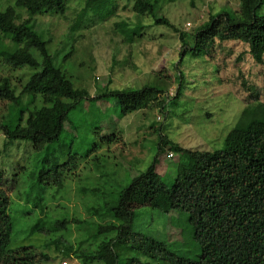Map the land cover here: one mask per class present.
Wrapping results in <instances>:
<instances>
[{
  "label": "rangeland",
  "instance_id": "rangeland-1",
  "mask_svg": "<svg viewBox=\"0 0 264 264\" xmlns=\"http://www.w3.org/2000/svg\"><path fill=\"white\" fill-rule=\"evenodd\" d=\"M7 1L14 6V0ZM85 4V0L71 1L65 16L32 20L45 40H50L49 50L57 66L91 99L70 113L71 123L59 143L44 152H36L31 141H12L0 135V172L11 188L10 249L18 253L4 257L0 264H16L14 257L17 264L23 263L20 252L26 248L46 255L34 264H83L74 255L64 257L54 243L63 238L73 247L96 250L107 238L97 236V230L113 221L110 209L129 187L127 205L135 211L132 230L164 242L179 256L196 260L201 249L193 238L188 213L170 212L168 201L159 198L155 187L174 182L182 157L176 154L168 159V146L158 158L155 173L132 184L152 166L162 140L198 151L223 148L242 112L257 102L264 103V69L242 43L223 44L214 57L210 51L188 54L179 69V34L156 26L149 15L136 13L135 0H108L82 17ZM238 5L239 0H160L157 17L168 19L185 33L191 46H202L207 35L198 34L197 29L211 15L223 9L238 10ZM16 14L20 15L18 22L29 18L25 10ZM133 30L138 33L129 39L127 34ZM10 40L0 41V77L9 78L18 94L24 86L46 83L49 75L45 72L6 64ZM179 71L184 76L181 96L165 104L164 110L153 107L122 118L115 99H94L113 90L157 86L165 91L161 100L166 102L179 88ZM42 106L40 96L34 100L26 95L19 105L0 101V119L11 128L25 125L29 112ZM67 152L76 156V169L66 176L62 187L44 188L38 182L40 171L65 162ZM152 185L148 197L141 194ZM159 202L162 207L158 209L154 205ZM63 220L74 222L67 230H54ZM131 258L151 262L136 252H126L124 259Z\"/></svg>",
  "mask_w": 264,
  "mask_h": 264
},
{
  "label": "trees",
  "instance_id": "trees-1",
  "mask_svg": "<svg viewBox=\"0 0 264 264\" xmlns=\"http://www.w3.org/2000/svg\"><path fill=\"white\" fill-rule=\"evenodd\" d=\"M71 1L75 0H14L12 6L7 0H0V41L11 39L12 44L9 55L4 59L6 64L49 75L46 83L36 84L34 88L24 86L20 94L9 78L0 77V101L19 105L22 97L27 95L34 100L40 96L43 103L41 108L29 112L25 125L11 128L0 119V135L12 141H31L34 150L40 153L59 143L67 123H71L70 113L79 103L91 99L86 90L75 88L65 71L57 66L49 50L50 40H45L43 32H39L32 23L39 16H65ZM107 1L85 0L81 16H87L90 9ZM159 5L160 0H135L134 9L139 15H149L156 26H165L179 34L182 42L179 69L188 54L198 56L199 52L210 51L208 53L214 57L215 50L226 43L245 45V52L264 69V0H239L238 10L223 9L211 15L197 29L198 34L207 35L206 45L202 46L197 43L191 46L185 33L168 19L157 17ZM17 10H25L29 18L18 22L20 15L16 14ZM130 33L127 35L132 39L138 32L133 30ZM178 79L180 85L176 95L166 102L161 100L165 91L157 86L113 90L94 99H115L120 105L122 118L153 107L164 110L165 104L181 96L184 76L180 71ZM158 146V157L147 172L133 182L132 187L155 173L158 158L168 146L167 158L169 153L182 157L172 184L152 185L141 194L148 197V191L155 186L159 198L168 201L170 212L188 213L193 238L201 249L199 258L192 260L179 256L164 242L132 230L135 211L127 205L131 196L130 187L110 209L113 221L97 230V236L107 238L96 250H86L82 245L73 247L63 238L54 243L56 249L66 258L76 256L83 264H264V103L257 102V106L242 112L219 150H191L165 140L160 141ZM67 156L62 164L40 171L38 182L44 188L62 187L66 176L76 169L74 153L67 152L64 158ZM10 190L9 180L1 171L0 261L8 255L18 254H13L10 249L13 232ZM163 204L167 208L166 203ZM154 206L158 209L162 207L160 202ZM72 222H57L53 229L67 230ZM42 232L51 233L49 230ZM126 252H136L151 262L124 259ZM20 253H23L19 259L23 262L21 264H34L35 260L47 258L45 254L27 248ZM13 259L18 263L16 257Z\"/></svg>",
  "mask_w": 264,
  "mask_h": 264
},
{
  "label": "built area",
  "instance_id": "built-area-1",
  "mask_svg": "<svg viewBox=\"0 0 264 264\" xmlns=\"http://www.w3.org/2000/svg\"><path fill=\"white\" fill-rule=\"evenodd\" d=\"M168 158H169V159L174 158V154H173V153H169Z\"/></svg>",
  "mask_w": 264,
  "mask_h": 264
}]
</instances>
